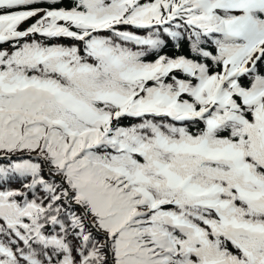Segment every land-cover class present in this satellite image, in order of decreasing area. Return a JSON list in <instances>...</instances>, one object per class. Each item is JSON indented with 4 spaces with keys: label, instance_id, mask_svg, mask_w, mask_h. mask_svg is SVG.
<instances>
[{
    "label": "snow or ice",
    "instance_id": "1",
    "mask_svg": "<svg viewBox=\"0 0 264 264\" xmlns=\"http://www.w3.org/2000/svg\"><path fill=\"white\" fill-rule=\"evenodd\" d=\"M0 264H264V0H0Z\"/></svg>",
    "mask_w": 264,
    "mask_h": 264
}]
</instances>
